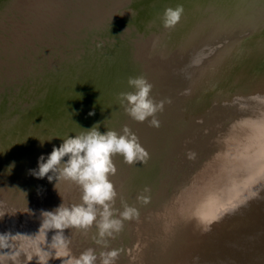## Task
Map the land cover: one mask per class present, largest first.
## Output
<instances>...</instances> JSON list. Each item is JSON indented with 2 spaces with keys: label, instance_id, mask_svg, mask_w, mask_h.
<instances>
[{
  "label": "bare ground",
  "instance_id": "1",
  "mask_svg": "<svg viewBox=\"0 0 264 264\" xmlns=\"http://www.w3.org/2000/svg\"><path fill=\"white\" fill-rule=\"evenodd\" d=\"M90 1L94 0H67L66 3L68 7L71 6L73 8L69 7L68 10H65V13L61 15L65 16V22H62L61 18L60 20L58 19L55 24V26L60 29L59 32H66L63 33L65 36L63 38L64 41L62 37H54V34H56L55 32L52 34L48 33L53 39L45 42L47 44V48L45 46L47 50L44 49L40 54L37 53L39 55L37 60L42 61V56L51 54L53 49H55L54 47L57 46L59 42L65 44L66 47L70 46V51L66 52L64 45H62L61 51L58 52L60 53L58 55V61H56V64H54V61L50 64L57 71L56 74L52 72V75L57 77L58 85L55 87L53 95L48 97L46 101L47 105L55 110L57 107H60L58 105L59 102H55L60 94L69 97V94H75L76 92L72 88V84L65 81L64 82L66 85L68 84L70 89H68L67 93L64 92L65 87L62 77L63 73L68 72L71 66L74 65L70 64L69 67H66L64 65L66 62L65 58L71 56L70 59L72 62H75L72 56L76 55L71 54L75 51L82 50V48L78 49L81 47V43L90 42L95 44L99 43L101 39H108L110 41L111 39L119 38L116 42H109L111 49L109 51L114 54L113 50L115 47L126 44L127 49L124 51H130V55L133 57V44L137 47L142 43L154 39L158 41L156 44L158 56H170L165 63L167 70H169V66L175 63L183 53L187 52L190 55L193 48L199 44L205 47L208 44L211 45L214 43L211 47L215 50L219 49V54H223L225 50L229 51L234 44H228L231 39L230 37L233 35L230 36L228 33L234 28H237L240 24L245 23L246 25L242 28L243 30L241 29L242 32L238 34L239 37H241L242 34L247 33L246 39H243L242 42L247 41L249 44L255 43L252 41L261 42L262 45L260 49L264 51V0H216L212 2L214 3L212 5L218 6V8L206 17L205 23H208L207 26L209 25L208 27L210 28H206L207 26L201 21L203 17H200L199 14L205 9L204 4H207V2L210 3L211 0H140L141 2L137 5H132L128 2L123 4L125 0H116L114 4L119 5L110 7L111 17L115 16V12L119 7H127L126 9L129 13H127L125 17L120 15L118 21L114 20L116 21L115 23L109 24L108 27L106 25L97 29L98 31L104 30V33H99L97 31L93 32L95 25L91 24L88 25V31H92V33L87 32V28H82L80 29V34L74 37V34L79 32L74 30L73 26L70 24H73L71 20L78 19V12L76 10H78V8L82 9L84 6L88 8H98L101 6L103 0H95L92 4H88ZM108 1V4L114 2L113 0ZM25 2L32 5H26ZM59 5H62L61 0H0V55H5V62L1 63L0 67V76H2V71L7 70L5 67L9 68V70L4 73L5 82L2 77H0V80H3L2 83H0V128H8L15 125L18 115L21 112H26L27 109L32 106L33 101H36L34 98L37 97L38 94H41L45 88L42 76H38V68L33 66L35 61L32 64L35 69L32 70L31 68V70H29L27 67L22 69V72H14L15 69H18V57L22 50H24L22 49V42H24V44L27 42L25 39V31L27 30H23L19 23V17L23 15L26 16V21L24 20L22 23L24 27H27L28 19L29 23L32 25L35 22L38 23L39 20L47 21L48 18L57 16L56 13L52 16L51 14H53L54 11H58L56 8ZM177 5H182L184 9L180 22L173 28H165L162 23L164 10L169 7L175 8ZM150 6H153L154 11L150 10ZM74 8L76 9L74 10ZM89 10L90 9H88V11ZM88 11L84 9L85 13ZM126 16L129 17L126 18ZM84 20L93 22L90 14L86 19L84 18ZM208 29H210L209 32ZM251 32H255V34L249 35ZM37 39L39 40V36ZM142 40L146 41L142 42ZM164 47L166 53H164ZM18 51L19 54H17ZM85 51L86 50H84V52ZM160 51H162V55ZM24 54H26V52H24ZM30 54L32 56L37 55L35 52ZM84 54L88 56V53ZM14 55L17 56L15 57ZM119 56L121 57L122 54H119ZM43 60L45 61L46 57H44ZM159 60H161V58ZM91 62L96 61L91 60ZM229 64L231 63L224 60L215 70L206 68L203 73L204 79L202 84L204 86H200V83L199 86L201 89H206L210 86L218 88L216 95L212 99H207L205 101L196 99L200 102L195 106L196 109L194 107L189 109V107H187L188 105H186L187 103L185 105L177 104V110L167 114L166 117L169 119L173 117L171 119L174 120L172 124L179 128H183L182 125L185 126L180 135H183L186 130L189 131L190 125H193V123H196L198 119L208 115V113L213 115L215 122L213 128L216 127L219 120L224 121L232 116H239V120L243 123L244 121L252 120L254 123L253 126L258 127L257 130L252 131L249 129V132L245 133L244 136L228 134V136L223 137L224 140H208L207 143L210 144L208 148L210 149L201 152L199 160H197L196 158H189V153H184L188 151L186 147L188 140L186 139L184 143H181L179 136L175 137L170 133V127L172 125L167 127L168 129L164 130V133H166L168 139L165 137L164 140L166 141L167 139L168 144L165 145L171 146L172 150L170 153L173 152V154L169 156L168 154L167 156L164 155L162 157V159H164L163 161L160 159L161 161L155 162V164L158 165V167L155 168L156 174L153 173L151 174L152 176L146 177L144 172L150 173L151 168H154L153 164L137 162L136 168H134L137 171V176L135 174L127 175L130 177L129 180L131 182L126 185L123 183L121 187V182L128 178L126 173L124 174L126 177L123 179L119 181L115 179V181H112L117 192L115 207L122 211V202L127 203L129 206L138 209L139 218L124 221L123 230L115 239H109V247L107 249L94 242L93 237L96 234L95 227H93L87 235L76 229H65L64 234L70 241L69 253L71 256L78 257L88 248H93L97 255H99L101 251L117 249L119 250V256L115 264H223V247H231L238 238L245 237L248 230L263 219L264 158L261 157V154L264 153V127H262L264 125V110L255 112V108L264 109V77H262V70L260 69L252 74L251 77L253 78L244 79L246 78V71H243V66H231ZM118 65L120 66V63ZM163 65L164 64H159V69L161 71ZM19 67L22 68L21 64H19ZM161 71L149 82L157 90V93L154 94L156 96L150 95L157 102L165 100L170 95L180 93L181 91L178 90V88L172 89L173 87L168 84L169 82L175 81L172 73L170 74L171 78L167 79V82L166 78H163L165 81L161 82ZM177 71L178 68H175L174 73H177ZM26 76H29V79L26 78ZM239 80L241 83L246 81L245 84L251 82L249 84L250 91L240 89ZM13 81H17L18 85H14L13 87L5 85V83L9 84ZM236 85H238L240 91L248 93L252 98L253 102L250 101L244 106L245 108L243 105L241 106L240 103H237L238 106L229 107V105H232L231 102L234 99L235 102L241 100V95L232 92ZM166 90H173L174 93H169V95L167 92L170 91L166 92ZM224 91L226 94L229 92L230 95H227L225 99L222 96ZM82 93V91L78 92L79 99H82ZM163 93L165 96H163ZM228 100L229 102L226 103L228 104V108L225 109V101ZM197 101H192V104L193 102L196 104ZM102 105H106V107L109 108L113 107L114 102L112 101V104L105 102L104 104H100L99 107H102ZM250 106L254 109V114L251 115L250 113L249 116L251 117H248L244 114L249 111ZM189 110H192V112ZM31 111L35 112L37 117L44 112L45 115H42L44 118H39L38 123L45 126L46 129L40 134L37 133L38 135H33L31 131L27 129L29 134L27 140L24 138L26 136L25 133L22 134L21 132L19 133L20 135H17L13 129H5L1 133L2 139L0 140V145H2L0 148L3 152H8L13 147L19 148L22 146L28 151L26 153L25 150V153L28 154L29 159L36 160L37 163L41 155H47L48 152L50 154L53 148L52 143L54 138L58 139L60 145L63 140L58 137L74 135L83 130V126H78L81 123V116H79V118L71 117L69 119L71 123H69L63 116L61 119L56 120L46 111H42L39 108L37 110L31 108ZM198 111H201V116L196 118L194 116ZM38 112H40V114ZM189 113H191V115L186 117ZM110 114L112 115V112ZM105 119V127H107L109 125L108 119ZM109 123L111 125L112 120L109 121ZM161 123L164 122L161 120ZM65 124L67 125L65 126ZM171 135L174 139L173 141L169 139ZM50 139L52 140L48 141ZM40 140L45 141L42 144ZM150 147L151 150L148 152L149 159L155 157L157 153L159 154L155 146L150 145ZM174 152H178V154ZM193 152L194 151L191 153ZM236 153L238 154L237 156L234 155ZM157 157L161 158L160 154ZM169 157L174 159L173 162L176 164L174 167L177 166L178 162V164L181 165L177 167V169H174V172L170 173L169 176H166L165 173H161L165 171V166L172 167V161H168ZM64 159L67 160V157ZM222 159H232L235 163L232 164L225 161L222 163L223 169L217 168L219 166V160ZM154 161L156 160L154 159ZM227 167L235 168V170L225 173L230 175V178L233 179L223 176L224 173L221 171ZM31 169L36 168H27L20 174L21 177L19 178L26 179L25 182L23 179L24 184H28L27 179H30L32 176L29 174V170ZM140 169L144 172H141ZM210 169L217 170H215L214 185L211 184V186H214L216 190L218 187L220 188L222 184L230 182V190L223 193L221 197H219L220 194H216L208 201L205 207L198 211H194L192 208V197H196L200 193L206 194L210 186L204 190L201 188L203 184L207 182L206 175L208 172H211ZM251 169H253V172L246 173L251 171ZM181 171L183 176H185L184 178L177 175L181 173ZM232 174H234V177L231 176ZM16 175L18 177V174ZM241 175H244V178ZM32 178H34V176H32ZM171 178V182L177 183L179 181V185L176 186V184H174L170 189L168 186L171 184L169 183L170 181L166 184L160 182L161 180L164 181ZM255 178L262 179V181H259L260 185L258 186L260 190L257 191L258 188L256 189L253 187L251 190L252 192L242 195L239 189L240 186L246 185V183L243 184V181L253 182ZM182 180L185 181L183 182ZM52 183H50V185ZM61 187L62 186L59 184L57 190L55 187L54 190L58 192ZM145 188L149 189V191L145 192ZM73 189L74 187H72L71 191L64 193L66 195L65 201L70 200L65 203L66 205H71L73 203L78 204L81 202V191L78 192L79 188H75L74 191ZM43 195L50 198L48 193H44ZM140 195L150 197L149 202L145 204L138 201L137 197ZM33 196V199H39L38 195ZM20 200L21 199L18 198L17 201ZM52 200L53 199H50V201ZM15 204H18V202H15ZM52 204L60 205L56 202ZM46 206L49 207L50 205L47 204ZM233 206L237 207L232 209ZM16 208L17 207L14 209ZM25 208H18L17 210L0 208V211H2L0 213L1 220L4 222L10 220L12 222L6 233H11L13 236L19 234V236L13 240L14 246L12 249L2 250L3 253L1 252L2 256L0 260H2L3 263L1 264H10L8 263L9 260H14L12 264H44L46 260H48V264H61V260L66 258L62 253L58 255L53 251L51 257H48L44 256L39 250L43 248L48 250V244L51 243V238L55 230H50L47 233L48 237H45L43 230L39 232L42 222V210L36 209L34 212L35 208L32 206H30V208ZM37 220H39L40 224H37ZM36 234H38L36 239L39 241V249L30 247L28 238L25 236H35ZM199 238H201V240L198 242ZM248 248L250 247L244 249ZM247 254L246 250L240 251L241 257ZM4 260H8L6 261L7 263H5ZM97 264H100L99 260H97ZM258 264H264V260H259Z\"/></svg>",
  "mask_w": 264,
  "mask_h": 264
},
{
  "label": "water",
  "instance_id": "2",
  "mask_svg": "<svg viewBox=\"0 0 264 264\" xmlns=\"http://www.w3.org/2000/svg\"><path fill=\"white\" fill-rule=\"evenodd\" d=\"M61 1H62V5H59L56 8L58 11H54V13L51 14L52 16L56 13L57 16H52L48 18L47 21L39 20L38 23L35 22L34 24L31 25L28 19V26L24 27L22 22H24V20L26 21V16L23 15L19 17L20 19L19 23L22 26L23 30L25 29L27 30L25 31V35H26L25 39L27 40V42H25V44L24 42H22V46H23L22 49L24 50H22V52L20 53L18 57V62H17L18 69H15L14 72L17 73L18 71H21L22 69L27 68V67L29 68V70H31V68L33 70L37 67L38 76H42L44 80L45 88L41 94H38L37 97L34 98V100L36 101H33L32 106L29 109H27L26 112H21L18 115L17 122L15 123V125L8 127V128L13 129V131H15L17 135H20L19 133L21 132L22 134L25 133L26 136L24 138H26L27 140L29 136L27 129H29V131H31L33 135L37 133L40 134L44 129H46L45 126L40 125L38 123L39 118L40 119L44 118V116H42V115H45L44 112L41 114L40 112H38L40 116L37 117V114H35V112H32L31 108H35L36 110L39 108L42 111H46L48 114L53 116L54 119L56 120L61 119L63 116L69 123H71V120H69L71 117L79 118V116H81L82 117L81 123L79 125L77 124L78 126H83V129L84 128L90 129L94 124H99V131L101 133H104L107 130H114V131H117L118 133H122V129L126 125L131 129L133 133H135L138 136L140 144L142 145V147L146 149L147 152H150L151 150L150 145L155 146V148L157 149V152L159 151L161 158L157 157L159 156V154L157 153L155 157L147 159L146 164H153L154 166V168H151L150 173H145L142 169H140L141 172H144V175L146 177H150L152 176L151 174L153 173L156 174L155 168L158 167V165H156L155 162H158L161 160L163 161L164 159H162V157L164 155L167 156L168 154L169 156L173 154V152L170 153L172 150L171 146L165 145V144H168V140H167L168 138L166 136V133H164V130L168 129L167 127L171 125L172 126L170 127L171 128L170 133L173 136L175 137L179 136V138L181 139V143H184L186 139L188 140V143L186 144L188 151L187 152L185 151L184 153H191L192 151H194L193 152L195 154L194 158H196L197 160H199L201 152L207 151L208 149H210L208 148L210 147L208 146L210 144L207 143L208 140H217V139L224 140L223 137L228 136V134H232L236 136L237 135L244 136L245 133L249 132V129H251L252 131L257 130L258 127L253 126L254 123L252 120H247V121H244L243 123L242 121L239 120L238 118L239 116H232L231 118H228L227 120H224V121L219 120L216 127L213 128V124L215 123L213 119V115L208 113V115L201 117V119H198L196 123H193V125H190L189 131L186 130V132L183 135H180L182 134L181 131L185 126L181 124L183 128H179L178 126H175L172 124V121L174 120H171V119L173 117L171 119L166 117L167 114L172 113L175 110H177V106H176L177 104L185 105L187 103L186 105H188L187 107H189V109L193 107L196 109L195 106L198 105V103H200L196 99H202L201 101L212 99L216 95L218 88L215 86L213 87L210 86V87H207L206 89H201L200 86H204L202 84V81L204 79L203 73L206 68H208L209 70L211 69L215 70L218 66H220L223 63L224 60L231 63L229 64L231 66L242 65L243 66L242 68H244L243 71H246L245 72L246 78L244 79L253 78L251 77L252 74L256 73L260 69L262 70L261 71L262 77H264V51L263 49H260V46L262 45L261 42L252 41V42H255L254 44H249L247 41L242 42L243 39H246L247 33L242 34L241 37H239L238 35L240 32H242L243 30L242 28H244V26L246 25L245 23L240 24L239 26H237V28H234L231 32L228 33V35L230 36L233 34L230 37L231 39L228 44L230 45L234 44V46L231 47L229 51L225 50L223 54L222 53L219 54L218 52L219 49L215 50V49H212L211 47L214 43H212L211 45L208 44L205 47H202L200 46L201 44H199L193 48V51L190 55L187 52L183 53L182 56L178 58V60H176L175 63H172L169 66L170 67L169 70H167L165 63L167 59H169L170 56L169 57L168 56L166 57L158 56L157 50H156V46H157L156 44L158 43V41L154 39L149 40L146 43H142L137 47L135 46V44H133L132 45V47L134 48L133 53H132L133 57L132 55H130V51L129 52L124 51L127 49L126 44H122L121 46L115 47V49L113 50L114 54H112L109 51L111 50L109 42L111 43L113 41L116 42L118 41L119 38H114V39H111L110 41L108 39H101L99 40L100 41L99 43H95V44L90 43V42L81 43V47H79L78 49L82 48V50L75 51L73 54H71V55H76V56H72L75 62H72V60L70 59L71 56H67V58H65L66 62L64 65L66 67H69L70 64H74V65L71 66L68 72H64L63 77H62L63 82L64 81L70 82L72 84V88L76 92L75 94H69V97L60 94L58 98L59 100L58 99L55 100V102L57 101L59 102L58 105L60 107H57L56 110L49 107V105H47L46 100L48 97H51L53 95V91L55 90V87H57L58 85L57 77H54L52 75V72L56 74L57 71L50 64L53 61H54V64H56V61H58V55L60 54L58 52L61 51L62 45H64V49L66 52L70 51V46L66 47L65 44H63L62 42L61 43L59 42L58 45L54 47L55 49H53V52L51 54L42 56V61L37 60V57L39 56L38 54H40L42 50L47 48V44L45 42L53 39L52 36L48 35V33L52 34L53 32H55L56 34H54L55 36L54 35L53 36L56 38L62 37V40L64 41L63 38L65 36L63 35V33L65 31L59 32L60 29H58V27L55 26V24L58 21V19L60 20L61 18H62L61 21L65 22L66 21L65 16H61V15H63L65 13V10H68L69 7L70 8H73V7L71 6L68 7L66 3L67 0H61ZM94 1H90L88 4H92V2ZM113 1L114 2H112L111 4H108L109 2L108 0H105V1L103 0L101 6L98 8L97 7L88 8L85 6L82 9L78 8V10H76L78 12L77 13L78 19L77 20L70 19L72 21L71 23H73L70 25L73 26L74 30H77L79 32V33L74 34V37L80 34V29L82 28H87V32L92 33V31H88V25H91V24L95 25L94 26L95 29H93L94 30L93 32L97 31L99 33H104V30L98 31L97 29L100 27L106 26V25L108 27L109 24L115 23L116 21H118L119 20L118 17L120 15H122V17H125V15L129 13V11L126 9L127 7L125 8L119 7V9L115 12V16L111 17L110 7L113 5H115V7L119 5V4H114L116 3L115 2L116 0H113ZM215 1L216 0H213V1L211 0L210 3L207 2V4H204L205 9L201 12V14H199L200 17H203V19L201 18V21H203V24L205 26H207L208 24V23H205L206 17H208L209 14L212 13V11H215V9L218 8V6L212 5L214 4L212 2H215ZM127 2L132 5L134 4L137 5L141 1L140 0H125L123 4ZM25 4L32 5L27 2H25ZM150 7H151L150 10L154 11L153 6H150ZM75 9L76 8H74V10ZM84 9L86 11H88V9L90 10L85 13ZM89 14L92 17L93 22L84 20V18L86 19L87 16H89ZM127 17L129 16H126V18ZM208 26L206 28H210ZM209 31L210 29H208V32ZM253 34H255V32H251L249 35H253ZM38 36H39V40L37 39ZM145 41L146 40H142V42H145ZM98 44L102 46L97 47ZM136 49H137V52H136ZM84 50L86 51L84 52ZM24 52H26V54H24ZM32 52H35V54L37 53L38 54L32 56L30 54ZM83 52L88 53V56L84 54ZM160 53L162 55V51H160ZM164 53H166L165 47H164ZM17 54H19V51L17 52ZM119 54H122V56L120 57ZM14 56L16 57L17 55H14ZM4 57L5 55L4 56L0 55V67H1V63L5 62ZM44 57H46L45 61L43 60ZM160 58L161 60H159ZM91 60L96 61V62H91ZM119 63H120V66L118 65ZM19 64H21L22 68L19 67ZM32 64L35 68L32 66ZM159 64L161 65L164 64L162 71L159 69L160 67ZM175 68H178L177 73H174ZM5 69L9 70V68H6V67ZM7 70L2 71L1 73L2 76H0L2 77L4 82H5L4 73L7 72ZM159 71H161V74H160V77L162 78L161 82L165 81V79L163 78H166V82H167L168 81L167 79L171 78L170 74L172 73V76L175 79V81L169 82L168 84L173 87L172 89L178 88V90H181V91L180 93H175L173 95H170L169 93H174V91L166 90V92L170 91V92H167L170 95L167 98L171 100V103H165L163 111L158 112L156 114V118L160 122V126L157 128V127L150 126L149 120L151 118H148L144 122H137L134 119H132L129 115L125 113L124 108L120 105L119 101L117 100V96H118V92L121 93V92L133 90L127 84L129 77L144 76L148 80V82H150L152 79H154V76ZM26 78L29 79V76H26ZM3 80H0V83H2ZM65 82H64V87H65L64 92L67 93L68 89L70 88L68 87V84L66 85ZM172 83H175V84H172ZM245 83L246 81L243 83L240 82V86H241L240 89H245V90L250 91L249 84L251 82H247L248 84H245ZM5 85L9 87H13L14 85H18V84H17V81H13V82H10L9 84L5 83ZM240 89L238 85L234 86L232 92H234L237 95H241L240 97L241 100H239V102L238 101L235 102V99H234L231 102L232 105H229V107L236 106V105L238 106L237 103H240V105L241 106L243 105L244 107L250 101L253 102L250 95L244 91H240ZM79 91L83 92L82 99H79V94H78ZM155 93H157V90L153 87L150 95H154ZM227 95L230 96L229 92L228 94H226V92L224 91V94L222 96L225 99ZM163 96H165L164 93H163ZM229 100L225 101V106H226L225 109L228 108L227 107L228 104L226 103H228ZM112 101L114 102L113 107L107 108L106 105H102V107H99L100 104H104L105 102H109L110 104H112ZM192 101H197V103L194 104L195 102H193L192 104ZM259 110L261 111L264 109L255 108V112H258ZM189 111L192 112V110H189ZM90 112H93L94 114L89 115ZM111 112H112V115L110 114ZM200 112L201 111H198L194 117L199 118L201 116ZM250 113L251 115L254 114V109L252 108V106L249 107V111L244 115L251 117L249 116ZM190 115L191 113L187 114L186 117H189ZM112 116H115V117H112ZM105 118L108 119L109 125L107 127H105V124H106ZM160 119L164 123H161ZM111 120H112V124L110 125L109 121ZM66 125L67 124H65V126ZM262 127H264V125ZM8 128H5V127L0 128V140L2 139L1 133L5 129H8ZM172 135L169 137V139H172L173 141L174 139L172 138ZM165 137L167 138L166 141L164 140ZM154 140L156 141V143ZM54 145L59 146V141L56 138L53 139L52 146ZM1 146L2 145H0V147ZM25 150L26 149L23 148L22 146H20L19 148L13 147L8 152H3L0 148V208L17 210L18 208L24 209L25 207L30 208V206H32L33 208H35L34 212L36 211V209H39L42 211L43 210L51 211V209H55L56 207L59 206L56 204H52L53 202L61 204L62 199L64 203H66L67 201H70V200L65 201L66 195L64 193L71 191L72 187H74V189L78 188L75 184L71 182H65V181L60 182V185L62 187L61 189L58 190L59 193L54 190L55 183H52L56 181L49 182L47 177L43 179H38L36 177L32 178L31 176L30 179H27L28 184L23 183V179H24V182L26 181V179L19 178L21 177L20 174H22L24 170L27 168H32V167L37 168L38 167V162L36 163V160L29 159L28 154H26L28 151L26 150V153H25ZM48 154L44 155L45 158H47ZM175 154H178V152H176ZM234 155L237 156L238 154L236 153ZM261 157L264 158V153L261 154ZM154 159L156 161H154ZM173 160L174 159L172 157H169L168 161H172V167L165 166L166 169H164L165 171H163L161 174L165 173L166 176H169L170 173L174 172L173 171L174 169H177V167H180L181 164H178L179 162L177 163V166L174 167L176 164L173 162ZM222 160H219V166L217 168L223 169L222 163L225 161H228L232 164L235 163V161H233L232 159L231 160L222 159ZM13 162H14V167L11 169V172L9 173L8 167L10 164H13ZM113 162L116 166L117 171L115 175L109 177L111 182L115 181V179L119 181L123 179L124 177H126L128 174L136 175L137 171L134 168H136L137 163L129 165L124 162L123 157L119 154L113 157ZM210 170L211 172H208L206 175L207 182H205V184H203L201 188L204 190L210 186L206 194L200 193L196 197H192L193 198L192 208L194 209V211H198L199 209L205 207L208 201L212 197H214L216 194H220L219 197H221L223 193L230 190V186H229L230 182L227 184H222L220 188L218 187L215 190V187L211 186V184L214 185V176H215L216 169H210ZM231 170H235V168L227 167L221 172L224 173L223 176H226L225 178L233 179V178H230V175L225 174L227 171H231ZM250 172H253V169H251V171H248L246 173H250ZM125 173H126V176H124ZM16 174H18V177ZM49 175H51V173H49ZM177 175L182 178L185 177L183 176L182 171L181 173H178ZM231 176L234 177V174H232ZM241 176H243L244 178V175H241ZM127 177H128L127 179H124L121 182L120 184L121 187L123 183H125L126 185L127 183L131 182L129 180L130 177L129 176ZM229 179H226V180H229ZM171 181H172V178L169 180H164V181L161 180L160 182L164 184L168 182L171 183L168 185L170 189L172 188V186H174V184L178 186L179 185L178 183H180L179 181L177 183L171 182ZM182 181L184 182L185 180H182ZM259 181H262V179L255 178L253 182L243 181V184L246 183V185H242V187L240 186V189H239L242 195H244L245 193L247 194V193L252 192L251 190L253 187L257 189L258 186L260 185ZM50 183L52 184L50 185ZM255 188H254V191H255ZM258 190H260V188H258L257 191ZM78 192H80V189ZM44 193H48L50 195V198L45 197L43 195ZM33 195H38L39 199L38 200L33 199L34 197ZM18 198H20L21 200L17 201ZM50 199H53V200L50 201ZM15 202H18V204H15ZM47 204L50 205L49 207L51 208L47 207L46 206ZM237 206H233L232 209H235ZM15 207L17 208L14 209ZM179 207H182V206H179ZM1 212L2 211H0V213ZM5 222L2 221L0 218V234L6 233L8 231V228L12 224L10 220L5 221ZM37 224H40L39 220H37ZM46 237H48V235H46ZM201 238H199L198 242L201 240ZM1 252L2 250L0 251V259L2 256ZM6 261L4 260L5 263H7ZM13 261L9 260L8 263L12 264ZM1 263H3L2 260H0V264Z\"/></svg>",
  "mask_w": 264,
  "mask_h": 264
},
{
  "label": "clouds",
  "instance_id": "3",
  "mask_svg": "<svg viewBox=\"0 0 264 264\" xmlns=\"http://www.w3.org/2000/svg\"><path fill=\"white\" fill-rule=\"evenodd\" d=\"M183 12L182 5L166 8L162 16L163 26L175 27L180 22ZM101 46L97 45V47ZM127 84L133 90L121 92L117 96L125 113L137 122L151 118L150 126L158 128L160 122L156 114L162 112L164 104L171 103V100L166 98L159 102L155 101L150 96L153 85L144 76L129 77ZM93 114V112L89 113V115ZM58 138L63 142L58 147L54 145L47 158L41 155L38 158V167L29 170V174L38 179L47 177L49 182L55 180L56 190L62 181L75 184L81 191V202L66 205L62 199V203L55 209L42 211L39 232L43 230L45 237L50 230H55V233L51 243L48 244V250L39 249V241L36 239L39 232L35 236L25 235L29 246L38 248L48 257H51L53 251L58 255L62 253L66 258L61 260V264H97V260L100 264H115L119 256L117 249L101 251L97 255L93 248H88L78 257L71 256L70 241L65 236L64 230L76 229L87 235L95 227L94 242L107 249L109 239H115L123 230L124 221L139 218L138 209L127 203L122 202V211L115 207L117 192L109 179L117 171L113 157L119 154L125 163L131 165L137 162L146 163L149 153L140 144L138 136L126 125L122 133L114 130L101 133L99 124H94L90 129ZM44 141L41 143L43 144ZM194 156V153H189V158ZM65 157L67 160L64 159ZM13 167L14 162L8 167L9 173ZM144 191L148 192L149 189L145 188ZM137 200L146 204L150 197L140 195ZM17 236L19 234L15 236L11 233L0 234V250L12 249L13 240ZM44 264H48V260L44 261Z\"/></svg>",
  "mask_w": 264,
  "mask_h": 264
},
{
  "label": "rangeland",
  "instance_id": "4",
  "mask_svg": "<svg viewBox=\"0 0 264 264\" xmlns=\"http://www.w3.org/2000/svg\"><path fill=\"white\" fill-rule=\"evenodd\" d=\"M247 247L250 248L244 249ZM223 250V264H258L259 260H264V217L248 230L245 237L238 238L231 247L224 246ZM241 250L248 254L241 257Z\"/></svg>",
  "mask_w": 264,
  "mask_h": 264
}]
</instances>
